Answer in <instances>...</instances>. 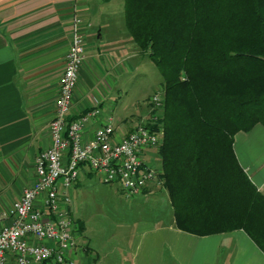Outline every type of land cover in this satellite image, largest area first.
<instances>
[{"label": "trees", "instance_id": "16d2710c", "mask_svg": "<svg viewBox=\"0 0 264 264\" xmlns=\"http://www.w3.org/2000/svg\"><path fill=\"white\" fill-rule=\"evenodd\" d=\"M124 1L127 29L163 79L152 115L176 227L242 229L264 252V193L234 149L238 132L264 125V0Z\"/></svg>", "mask_w": 264, "mask_h": 264}, {"label": "crops", "instance_id": "0c3cea01", "mask_svg": "<svg viewBox=\"0 0 264 264\" xmlns=\"http://www.w3.org/2000/svg\"><path fill=\"white\" fill-rule=\"evenodd\" d=\"M124 4V0H0V213L32 186L36 159L51 144L49 125L75 15L83 19L87 57L70 118L85 113L98 98L102 114L87 126L85 139H91L110 116L115 118V141L138 122L140 114L115 116L111 110L114 89L120 86L115 79H122L130 71L131 59L140 55L126 26ZM140 103L134 105L136 110ZM234 149L264 193V125L238 132ZM145 158L159 163L148 154ZM84 170L80 178L95 173ZM169 206L170 215L161 212L144 223L141 219L125 248L118 242L102 245L88 240L84 246L89 253L78 244L77 259L88 264H264V252L244 230L189 233L176 227L170 199Z\"/></svg>", "mask_w": 264, "mask_h": 264}, {"label": "built area", "instance_id": "2783aa9c", "mask_svg": "<svg viewBox=\"0 0 264 264\" xmlns=\"http://www.w3.org/2000/svg\"><path fill=\"white\" fill-rule=\"evenodd\" d=\"M82 22L81 16H74L56 112L49 125L51 144L36 159L32 186L8 211L0 213V264H88L77 259L79 227L69 208L71 190L84 168L132 196L144 194L150 185L162 184L161 169L145 158L163 142L164 128L154 126L156 116L142 118L119 141H115L114 116L99 126L91 139L84 137L87 126L102 114L98 98L85 113L70 118L80 69L87 57ZM162 101L161 90L151 97L157 109H162Z\"/></svg>", "mask_w": 264, "mask_h": 264}, {"label": "rangeland", "instance_id": "374dc122", "mask_svg": "<svg viewBox=\"0 0 264 264\" xmlns=\"http://www.w3.org/2000/svg\"><path fill=\"white\" fill-rule=\"evenodd\" d=\"M137 50L140 55L131 59L130 71L122 79H115L120 82V86L114 89L116 97L111 102V110L115 116L124 115L126 112L135 116L140 114L137 116L140 121L144 117H151L155 112H161L153 106L150 97L161 90L163 79L154 62L143 56L139 47ZM120 68L122 70L124 67L121 65ZM139 102L140 111L134 107ZM153 153L151 158L159 162L156 167L160 168L158 149ZM150 186L152 188L148 189L149 195L132 196L122 191L116 184L103 182L97 173L80 178L79 183L71 190L72 200L69 208L79 227L76 233L77 242L84 247L87 254L89 251L84 244L88 240L102 245L118 242L125 248L141 219L144 223V220L154 218L161 212L170 215L165 186L162 184Z\"/></svg>", "mask_w": 264, "mask_h": 264}]
</instances>
